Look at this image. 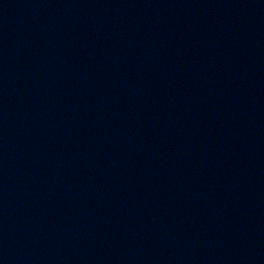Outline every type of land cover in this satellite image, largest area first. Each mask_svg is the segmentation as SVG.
I'll return each instance as SVG.
<instances>
[{"label":"water","instance_id":"1","mask_svg":"<svg viewBox=\"0 0 264 264\" xmlns=\"http://www.w3.org/2000/svg\"><path fill=\"white\" fill-rule=\"evenodd\" d=\"M0 264H264V0H0Z\"/></svg>","mask_w":264,"mask_h":264}]
</instances>
